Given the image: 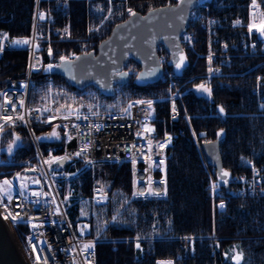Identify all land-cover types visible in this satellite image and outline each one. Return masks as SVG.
I'll return each instance as SVG.
<instances>
[{"label":"trees","instance_id":"obj_1","mask_svg":"<svg viewBox=\"0 0 264 264\" xmlns=\"http://www.w3.org/2000/svg\"><path fill=\"white\" fill-rule=\"evenodd\" d=\"M68 1L63 11L56 12L55 24L68 20L73 39L42 43L44 65L35 73L30 103L50 114L71 113L64 110L71 106L103 107L119 100L112 109H104L115 110L130 99L153 98L157 101V128L177 133L167 157V196L164 198H132L127 163L95 161L68 180L67 187L73 188V193L66 202L67 213L77 224L81 209L88 212L90 234L100 238L95 243L98 264H157L165 260L172 264H264V197L235 196L224 187L225 206L215 207L206 189L209 175L204 155L194 137V133L205 131L206 141H220L223 171L228 173L226 180L243 171L249 161L264 165V110L258 108L251 91L257 74L264 71V55L238 57L222 76L226 82L220 84L217 78L205 75L207 36L202 28L195 29L194 47L184 49L181 66L170 64L182 98L178 113L173 115L170 80L140 78L141 64L132 58L124 67L128 80L117 83L111 95L101 93L94 85L79 89L66 76L54 71V67L61 57L67 58L68 49L82 38L88 41L90 50L97 51L99 42L110 34L113 25L129 15L128 9L145 12L178 0ZM256 1L264 9V0ZM251 2L199 0L196 9L228 19L237 15L246 18ZM35 4L36 0H0V35L29 37ZM222 33L228 41L245 36L243 29L238 28ZM27 58L25 49L5 50L0 56V80L23 75ZM200 85H205L210 93ZM48 104L51 108L44 109ZM52 129L47 125L34 127L42 150L49 152L50 149L55 154L51 169L75 170L81 165V159L63 156L65 137L48 139ZM14 130L19 133L21 143L13 158H35L31 136L23 126H5L1 142L8 141ZM59 132L64 134L62 129ZM96 187L109 192L107 203L92 202ZM85 201L90 203L86 206ZM187 235L194 237L193 251L189 254L180 239ZM123 237L139 238V247ZM236 253L239 259L233 258Z\"/></svg>","mask_w":264,"mask_h":264},{"label":"built area","instance_id":"obj_2","mask_svg":"<svg viewBox=\"0 0 264 264\" xmlns=\"http://www.w3.org/2000/svg\"><path fill=\"white\" fill-rule=\"evenodd\" d=\"M68 3V0H36L29 37L9 33L0 35V56L8 49H25L28 53L23 75L0 80V133L7 125L25 127L36 155L35 158L4 161L5 153L0 151V213L13 227L28 264H98L95 243L100 238L90 234L88 221L74 224L67 213L65 203L73 192V188L67 192L68 180L95 161H114L118 165L127 163L131 171L132 198H164L167 196V157L177 136L171 130L157 128V101L153 98L130 99L120 109L85 113L45 114L30 103V89L36 84L35 73L44 65L42 43L73 39L68 20L55 24L56 12L63 11ZM197 28H202L207 36L205 75L207 78H217L220 84L226 82L222 76L238 57L264 55V9L256 0L249 5L246 18L237 15L228 19L201 9L193 10L189 27L182 36L184 48L194 47ZM232 28L243 29L245 36L226 40L222 32ZM16 40H27L28 43L17 45L14 43ZM87 51H90L88 41L82 38L75 47L68 49L66 56L73 58ZM157 51L163 66L162 78L170 80L173 90L169 97L170 109L176 115L182 98L175 73L170 69V52L162 43ZM251 91L257 97L258 108L264 110V71L257 74ZM35 125L62 129L65 137L63 156L79 158L81 165L72 171L51 169L54 153L42 150L34 133ZM117 127H124L128 132L108 142L104 140L102 134L110 133ZM205 135V131L194 133L200 148V141L206 139ZM204 160L209 175L206 189L218 209L225 206V188L235 196L264 197L263 164L249 161L243 171L229 177L225 180L226 186H223L216 166L210 164L205 156ZM23 173L24 176L21 175ZM93 198L97 203L105 204L110 194L96 187ZM9 214L16 215L17 219L14 221ZM180 239L186 254L191 253L194 237L187 235ZM123 240H133L137 246L140 239L123 237ZM89 245L91 247H87Z\"/></svg>","mask_w":264,"mask_h":264},{"label":"water","instance_id":"obj_3","mask_svg":"<svg viewBox=\"0 0 264 264\" xmlns=\"http://www.w3.org/2000/svg\"><path fill=\"white\" fill-rule=\"evenodd\" d=\"M198 4L199 0H191L190 3L189 0H178L145 12L133 11L135 16L129 14L113 25L110 34L99 42L96 52H82L74 58L60 60L54 71L66 76L79 89L94 85L101 93L111 95L117 83L128 80L129 74L124 67L132 58L141 64L140 78L158 80L163 76L158 45L164 44L172 63L176 64L183 50L181 36L187 30L191 12ZM201 146L206 159L216 166L221 183H224L227 175L223 171L220 141H203ZM0 264H24L1 213Z\"/></svg>","mask_w":264,"mask_h":264},{"label":"rangeland","instance_id":"obj_4","mask_svg":"<svg viewBox=\"0 0 264 264\" xmlns=\"http://www.w3.org/2000/svg\"><path fill=\"white\" fill-rule=\"evenodd\" d=\"M114 103H119V100H114L113 102H110V103H107V104H105L103 107H99L98 105L97 106H95V107H93V106H91V107H89V108H87V109H82V108H80V106H71V107H69V108H67V109H64L66 112H73V113H76V112H78V113H85V112H95V111H101V110H104V109H112V107H113V105H114ZM48 108H51V106H50V104H48V105H45V108L44 109H48ZM152 129H154V126H152L151 127ZM64 134H61L60 132H59V129H57V127H54L53 129H52V132H51V134H50V136L48 137V139H56V140H59L62 136H63ZM2 141V135H1V133H0V151L2 152V153H5V156L3 157V160L4 161H8V159H12L13 158V154H14V152H15V150H16V148L18 147V145H20V143H21V139H20V136H19V133L16 131V130H14V133H13V136L8 140V141H6L5 143H2L1 142ZM41 147V146H40ZM50 151H52V150H50L49 149V152ZM45 152V151H44ZM45 153H48V152H45ZM55 155V154H54ZM55 157V156H54ZM23 159V158H22ZM55 159V158H54ZM51 166V165H50ZM65 171V170H64ZM67 171V170H66ZM79 172V171H78ZM77 172V173H78ZM22 176H24L25 174L23 173V174H21ZM75 175V174H74ZM72 177V176H71ZM70 177V178H71ZM69 179V178H68ZM59 183H61V180H59ZM70 190H71V188L69 189L68 187H67V192H70ZM94 192V191H93ZM72 193L73 192H71V194L69 195V198L71 197V195H72ZM68 198V199H69ZM91 199H92V202L93 203H96L97 204V201H95L94 200V198H93V194H92V197H91ZM68 201V200H67ZM66 201V202H67ZM91 202V203H92ZM85 204L84 205H86L87 206V204H89L90 203V201H85L84 202ZM102 204V203H101ZM65 206H66V203H65ZM82 221H88V225H89V228H90V231H92L91 230V225H90V221L88 220V212H85L84 210H82L81 209V213H80V216H79V219L77 220V223H80V222H82ZM89 231V232H90ZM17 237V236H16ZM97 237V236H96ZM18 238V237H17ZM97 242V241H96ZM234 259H239V255H238V253H236L235 255H234V257H233ZM168 262H171L170 260H165V261H161V263L160 262H158V263H160V264H168ZM157 263V264H158ZM171 264H172V262H171Z\"/></svg>","mask_w":264,"mask_h":264},{"label":"bare ground","instance_id":"obj_5","mask_svg":"<svg viewBox=\"0 0 264 264\" xmlns=\"http://www.w3.org/2000/svg\"><path fill=\"white\" fill-rule=\"evenodd\" d=\"M254 96H255V99H256V102H257V97H256L255 94H254ZM126 132H128V130L126 128L117 127V128H113L110 133H103L102 137L104 138V140H106L108 142L111 139L116 138L117 135L125 134ZM3 220L5 222V225H6L7 229H8V232H9V234L11 236V239H12V241H13V243H14V245H15V247H16L19 255H20V257H21V260L23 261L24 264H28V259L26 258L25 254H24V252L22 250L21 244H20L19 240L17 239V237H16V235L14 233L13 227L11 226V224H10V222L8 220H6L4 218H3Z\"/></svg>","mask_w":264,"mask_h":264},{"label":"snow or ice","instance_id":"obj_6","mask_svg":"<svg viewBox=\"0 0 264 264\" xmlns=\"http://www.w3.org/2000/svg\"><path fill=\"white\" fill-rule=\"evenodd\" d=\"M190 2H191V0H189V3H190ZM128 11H129V14H130V15H132V16H135V15H136V13L132 11V9H128ZM41 18H43V17L41 16ZM14 43L17 44V45H19V44H26V43H28V41H27V40H16V41H14ZM50 54H51V50H50ZM64 59H65L64 57H61V60H62V61H63ZM77 59H79V57H77ZM180 66H181L180 63H178V64L176 65L177 68H179ZM49 67H51V66H49ZM209 71H212V70L210 69ZM199 87H200L201 89H203L204 91L210 93V89H208L205 85H200ZM148 104H149V107H151V102H150V101L148 102ZM125 111H127V110H125ZM220 111L223 112V109L221 108ZM20 119H23V117H20ZM97 128H99V125H97ZM79 154H80V153H77V155H79ZM224 175H228V173H224ZM5 183H8V182L5 181ZM153 194H155V195H160V193H153ZM141 195H143V193H141ZM221 207H223V205H221ZM9 215H11V218H12L14 221L17 219L16 215H13V214H9ZM5 218H7V217H5ZM114 219H115V218H114ZM87 247H91V245H89V246H87ZM137 247H139V245H137ZM37 258L39 259V257H37ZM168 264H171V262H168Z\"/></svg>","mask_w":264,"mask_h":264}]
</instances>
